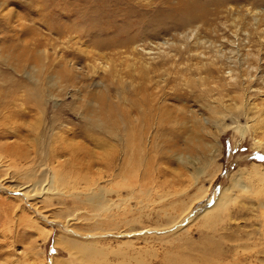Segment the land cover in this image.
<instances>
[{
  "label": "rangeland",
  "instance_id": "rangeland-1",
  "mask_svg": "<svg viewBox=\"0 0 264 264\" xmlns=\"http://www.w3.org/2000/svg\"><path fill=\"white\" fill-rule=\"evenodd\" d=\"M0 160V264H264V0H0Z\"/></svg>",
  "mask_w": 264,
  "mask_h": 264
},
{
  "label": "bare ground",
  "instance_id": "bare-ground-1",
  "mask_svg": "<svg viewBox=\"0 0 264 264\" xmlns=\"http://www.w3.org/2000/svg\"><path fill=\"white\" fill-rule=\"evenodd\" d=\"M163 44V43H162ZM166 44V42L164 43ZM34 68V67H32ZM51 78V77H50ZM53 80V79H52ZM50 80L49 82L51 83ZM53 83V82H52ZM51 85V84H50ZM54 85V84H53ZM51 85V86H53ZM212 123L216 124L217 121L216 119H212L211 120ZM102 125V124H101ZM113 127V126H112ZM109 131V130H108ZM112 132V131H109V133ZM116 135V134H114ZM118 137V135H117ZM67 143V142H66ZM70 143V142H69ZM68 143V144H69ZM76 144V143H75ZM74 145V144H72ZM69 147V145H68ZM74 147V146H73ZM54 154V153H53ZM48 155V154H47ZM2 158V157H1ZM2 161V160H0ZM6 163V162H5ZM2 164V163H1ZM8 164V163H7ZM2 166V165H1ZM1 169V168H0ZM9 169V168H8ZM204 169V168H203ZM202 169V170H203ZM2 170V169H1ZM201 170V171H202ZM7 171V170H6ZM239 174H242L241 171H237L235 173V176H233L231 179L232 181V185L231 186H228V187H225L223 188L220 192H219V195L218 197L212 202V206L205 209L203 212H202V216L204 217H209L211 218L213 216V213H221V211L227 209L226 204H228V202H230L231 198H229L230 196V193H231V190L232 188H238V189H242V190H247L248 187L245 185V184H242L240 183V181L238 180V176H240ZM8 176V175H7ZM56 172L54 173L52 171L51 175L49 174L47 178H44L42 180H36V181H33L29 186L23 188V193L25 194V197L28 198V199H31L33 197H38V198H41L45 193H51V194H61L63 193V186L66 184V181H64V177L63 179H61V176H60V179L56 177ZM237 176V177H236ZM264 179V178H263ZM68 181V180H67ZM69 182V181H68ZM67 182V184H68ZM29 183H30V180H29ZM66 184V185H67ZM3 185V183H2ZM16 187H12V188H16L17 189V185H15ZM98 186V185H97ZM23 186H21L22 188ZM92 187V186H91ZM91 187H87L88 189H90L87 193H86V196H87V202H91V203H94V204H97L99 207H102L104 208L105 205L102 204V199L101 197H103V193L105 191H102L100 189H102L100 187L99 189V192L100 193H97L96 191H94L93 188ZM130 187V186H129ZM104 188V187H103ZM20 189V188H19ZM21 190V189H20ZM84 190V189H83ZM107 190V189H106ZM102 191V193H101ZM78 192V191H77ZM85 192V191H84ZM107 193V192H106ZM47 196V195H45ZM36 199V198H35ZM32 200V199H31ZM230 200V201H228ZM33 202H34V199H33ZM36 202V201H35ZM226 207V208H225ZM263 207H264V203H263ZM225 208V209H224ZM107 210V209H106ZM226 211V210H225ZM63 241V242H62ZM58 244L59 243H63L65 245V248L67 250H70L72 251V253L74 251L75 254H82V255H85V254H90V257L92 259V262L91 264H97L96 260L92 257V256H95L97 255L98 253H100V251L95 247V244H91V243H82L80 244L79 242H69L67 240H61L60 237H58V240L56 241ZM104 254V253H103ZM55 264H67V263H64L63 261H60V260H56ZM89 264V263H88ZM108 264V263H107ZM121 264V263H120ZM124 264V263H123Z\"/></svg>",
  "mask_w": 264,
  "mask_h": 264
}]
</instances>
